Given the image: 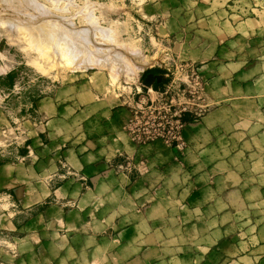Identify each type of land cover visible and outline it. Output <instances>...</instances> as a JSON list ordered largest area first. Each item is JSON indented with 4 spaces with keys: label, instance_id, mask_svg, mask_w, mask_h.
Segmentation results:
<instances>
[{
    "label": "crops",
    "instance_id": "0c3cea01",
    "mask_svg": "<svg viewBox=\"0 0 264 264\" xmlns=\"http://www.w3.org/2000/svg\"><path fill=\"white\" fill-rule=\"evenodd\" d=\"M163 1L152 3L162 5ZM228 1L203 0L211 15L193 18L194 23L203 24L200 30L210 38L208 49L189 54L192 60L204 62L201 75L209 104L185 131L190 139L183 150L190 157L186 165L199 171L193 188L181 197L178 186L172 195L175 205L168 207L158 178L130 166L136 145L123 129L126 109L109 110L106 117L88 116L86 126L92 124V130L84 127L81 133L71 132V123L87 107L81 108L84 101L75 87L60 86L37 101L35 119L43 123L44 137L38 132L31 136L27 157L34 158L0 164V198L9 201V208L0 213L2 226L7 228L2 241L13 248L10 260L1 264H264L261 215L247 240H232L230 247L235 251L226 256L222 252L215 262L209 251L218 242L214 247L222 250L226 243L227 219L220 221V234L214 239L208 235L209 227L203 229V243L197 245L200 251L193 246L194 236L181 244L178 234L171 240L165 234L168 216L175 218L173 227L178 233L200 216L221 218L228 209L235 215L229 207L231 197L264 199V143H243L248 137L247 119L256 126V137L261 136L259 130L264 132V52L253 45L255 35L264 28L255 19L245 21L237 0H230L233 5ZM170 21L165 20V25L172 30ZM153 68L154 74H166L161 66ZM81 92L92 98L94 106L98 104L97 109L105 105L104 98L96 101L85 89ZM245 104L257 107L255 116L245 114ZM84 120L79 119L81 126ZM212 152L219 155L206 160V153ZM238 152L243 153L242 169L259 170L253 175L236 174L225 153ZM210 165L221 168L205 171ZM210 192L221 208L209 211L195 204L198 200L204 204ZM252 192L256 195H249ZM186 216L191 217L181 221Z\"/></svg>",
    "mask_w": 264,
    "mask_h": 264
},
{
    "label": "rangeland",
    "instance_id": "374dc122",
    "mask_svg": "<svg viewBox=\"0 0 264 264\" xmlns=\"http://www.w3.org/2000/svg\"><path fill=\"white\" fill-rule=\"evenodd\" d=\"M152 2L153 0H0V164L22 157L34 158L32 155L27 157L31 136L38 132L44 137L42 130L44 125L35 119L37 101L41 96L51 93L60 86L70 85L75 87L80 96L79 100L84 101L81 108H87L81 112L77 122L71 123L69 131L81 133L84 127L90 131L93 125L86 126L88 116L100 113L106 117L109 110L122 107L126 109L123 129L136 145L130 164L132 169L137 172L141 170L148 177L158 178L163 184V191L167 194L164 202L170 208L175 205L176 200L172 195L178 186L181 197L193 188L194 179L199 176V171L186 165L185 159L188 161L190 157H187L183 150L190 139L185 131L191 128L190 122L198 120L203 115L209 104L206 100V80L201 75L204 62L192 60L189 54L208 49L210 38L200 30L204 28L203 24L197 23L196 20L195 24L193 18L211 15V12L203 0H199V3H193L192 0H164L162 5ZM228 3L233 5L230 0ZM237 3L243 7L239 14L244 16L245 21L247 18L255 19L254 23L264 28V0H237ZM215 12L217 14V11ZM168 19H171L172 30L165 25V20ZM45 27L56 28L55 37L59 39L56 45L54 41L50 43L52 40L43 37L42 31ZM70 30L79 34L80 31L86 33L85 39L81 38L82 46L84 45L81 51L85 56L79 49L77 57L84 56L82 60L77 58L79 65L76 59V63L75 60L70 62L71 66L72 64L81 66L80 69L75 65L72 66L73 69L65 67L63 64L68 59H64L62 55L64 52L61 54L58 52L68 48L69 41L67 39L65 41L67 34L64 33H69ZM105 35L108 36L107 39ZM255 37L253 45L260 48L259 51L263 53L264 31L261 30ZM60 44L66 46L62 45L59 50ZM98 44L101 48H98L100 47ZM102 45L105 46V50ZM56 54L58 57L62 56L59 58L61 60H57ZM92 56L94 61L91 60ZM115 58L117 63L114 62ZM105 60L113 62L105 64L108 63ZM59 61L63 62L60 64ZM86 65L87 68L83 69ZM158 66L163 67L166 74L155 79L156 84L153 86L144 81L145 76L142 74L147 68ZM83 89L96 101L104 98L105 105L97 109L98 104L94 106L92 98L81 92ZM256 109L255 105H244V112L249 118L255 116ZM79 119H85L82 121L84 125L81 126ZM253 124L249 119L245 122L248 137L243 138V143L246 146L264 143V132L259 130L261 136L256 137V126ZM225 154L230 156L231 164L235 165L233 171L236 174L242 171L244 174L253 175L259 170L255 167L242 169V161L239 160L243 155L241 152ZM216 155L219 154L206 153V160H215ZM191 159H194L193 156ZM220 168V165H210L205 171L214 172ZM249 195L256 194L252 192ZM207 197L204 204L202 200L195 204L206 206L209 211L221 208L213 193H208ZM230 199L232 203L229 207H232L235 215L228 209L227 216L221 218L213 216L204 220V217L200 216L196 222L193 220L188 223L189 225L178 233L173 227L175 218L173 220V217L168 216L164 221L167 228L165 234L169 240L178 234L181 244L186 242L187 236L190 240L191 236H194L193 246L200 251L201 248L197 245L199 241L203 243L204 230L209 227L211 233L208 235H212L214 239L220 234L218 229L220 221L227 219L228 239L222 250L214 247L218 246L219 242L214 245L209 251V256L212 257V262H215L222 252H225V256L233 253L235 248L230 247L232 240L246 241V236L253 233L251 227L255 219L259 215L261 217L258 219L264 216V199L236 200L233 197ZM8 202L0 198V213L9 208ZM190 217H181V221ZM2 219L1 217L0 261L6 262L10 260L13 248L6 246V242L2 241L4 234H7V228L2 226L4 222ZM166 251L171 253L170 248Z\"/></svg>",
    "mask_w": 264,
    "mask_h": 264
},
{
    "label": "bare ground",
    "instance_id": "6f19581e",
    "mask_svg": "<svg viewBox=\"0 0 264 264\" xmlns=\"http://www.w3.org/2000/svg\"><path fill=\"white\" fill-rule=\"evenodd\" d=\"M2 1H4V0H2ZM28 3V2H27ZM30 7V6H29ZM34 9V8H33ZM26 15V14H25ZM29 17V16H28ZM33 18V17H32ZM35 19V18H34ZM46 19V18H45ZM26 20V19H25ZM29 21V20H28ZM45 21V20H44ZM55 21H57V20H55ZM64 21V20H63ZM52 22V21H51ZM62 23V22H61ZM69 23V22H68ZM49 24V23H48ZM66 24V23H65ZM14 25V24H13ZM41 26V25H40ZM91 26V25H90ZM25 27V26H24ZM57 28H58V26H56ZM59 27H60V25H59ZM94 27V26H93ZM93 27H92V29H93ZM96 27H99V26H96ZM27 27H25V29H26ZM40 28V27H39ZM91 28V27H90ZM35 29V28H34ZM63 28H61V31L63 32V30H62ZM86 29V28H85ZM92 29H91V31H92ZM97 29V28H96ZM100 29V28H99ZM98 29V30H99ZM73 30V29H72ZM77 30V29H76ZM87 30V29H86ZM89 30V29H88ZM95 30V29H94ZM98 30H96V31H98ZM103 30V29H102ZM104 30H105V28H104ZM107 30H109V29H107ZM37 31V30H36ZM58 31H60V30H58ZM67 31V30H66ZM66 31H64V32H66ZM110 31V30H109ZM61 32V33H62ZM81 33L79 34V33H77V32H72L71 30H70V32L69 33H64V34H67V35H65V41H66V39L69 41V44H68V48L64 51H58V52H60L59 54H61L62 52H64L62 55H63V57H64V59L65 58H67L68 60H67V62L65 63V64H63L65 67H70V68H72L73 69V67L72 66H74L75 65V67L76 68H79L80 69V67H77L79 64V60H77V56L79 55V53H80V51L81 50H83V49H81V47H83L82 46V43H83V40L81 39V38H84L85 39V36H86V33L84 32V31H80ZM94 32V31H93ZM40 33V32H39ZM55 34H56V28L55 27H45L44 29H43V31H42V35H43V37H45V38H47L48 40H52V41H50V43H52L53 41H54V45H56L57 43H58V40L59 39H57V36L55 37ZM58 34V33H57ZM102 34V33H101ZM108 34V33H107ZM41 35V34H40ZM41 35V36H42ZM61 35V34H60ZM78 35V36H77ZM93 35H94V33H93ZM61 36H64V35H61ZM60 36V37H61ZM89 36V35H88ZM91 36V35H90ZM104 36V35H103ZM106 36V35H105ZM107 37L108 36H106L105 38L107 39ZM62 38V37H61ZM56 39H57V41H56ZM110 39V38H109ZM44 40H46V39H44ZM62 40V39H61ZM80 40H82V42L80 41ZM62 41H64V40H62ZM95 41V40H94ZM85 42V41H84ZM42 43V42H41ZM46 43V42H45ZM48 43V42H47ZM60 43H62V42H60ZM66 43V42H65ZM95 44H97V43H95ZM63 44H60V47L58 48L59 50H60V48H61V46H62ZM99 45V44H98ZM44 46V45H43ZM58 46V45H57ZM64 46V45H63ZM62 46V47H63ZM65 46H66V44H65ZM64 46V47H65ZM86 46V45H85ZM100 46V45H99ZM102 46H104V45H102ZM55 47V46H54ZM97 47V46H96ZM107 47V46H106ZM57 47H55V49H56ZM89 48H90V46H89ZM92 48H93V46H92ZM98 48H101V46L100 47H98ZM102 48H104V50L106 49L105 48V46L104 47H102ZM109 48V47H108ZM53 49V48H52ZM64 49V48H63ZM79 49H80V51H79ZM88 49V48H87ZM96 49V48H95ZM46 50H48V49H46ZM62 50V49H61ZM85 50V49H84ZM99 50V49H98ZM98 50H97V52H98ZM103 50V49H102ZM50 51H51V49H50ZM53 51V50H52ZM91 51V50H90ZM93 51V50H92ZM91 51V52H92ZM99 51H101V50H99ZM110 51V50H109ZM58 52H56V53H58ZM82 53H83V51H81ZM85 52V51H84ZM104 51H102V53H103ZM111 52V51H110ZM44 53V52H43ZM95 54H96V52H94ZM102 53H100L101 55H102ZM50 55H51V53H49ZM89 54V53H88ZM99 54V53H98ZM106 54V53H105ZM57 55V57H58V54H56ZM83 55L85 56V53H83ZM91 55H93V54H91ZM66 56V57H65ZM84 56H80V58H78V59H81L82 60V57H84ZM95 56H99V55H95ZM103 56H104V54H103ZM108 56V55H107ZM110 56V55H109ZM60 57H62L61 55H59V57H58V59L57 60H61V59H59ZM89 57V56H88ZM117 57V56H116ZM50 58H52V57H50ZM92 58H93V56L91 57V60H92ZM118 58V57H117ZM53 59V58H52ZM70 59V60H69ZM77 60V66H76V64H72V66L70 65V62H71V60L72 61H74V60ZM85 59V58H84ZM95 59V58H94ZM98 59H100V58H98ZM116 59V58H115ZM121 60V58L119 57L118 58V60ZM54 60V59H53ZM66 60V59H65ZM76 60H75V63H76ZM90 60V59H89ZM103 60V59H102ZM102 60H100V61H102ZM108 60V59H107ZM107 60H105V62L107 61ZM113 60H114V56H113ZM64 61V60H63ZM62 61V62H63ZM84 61V60H83ZM92 61H94V60H92ZM98 61V60H97ZM110 61H112V60H109V62ZM57 62V61H56ZM61 62V63H62ZM69 62V64H67ZM103 62V61H102ZM102 62H100L101 64H102ZM108 62V61H107ZM109 62L108 63H105V64H109ZM113 62V61H112ZM115 63H117L118 61H117V59H116V61H114ZM59 63H60V61H59ZM60 63V64H61ZM72 63V62H71ZM74 63V62H73ZM89 63V62H88ZM90 63H91V61H90ZM97 63H99V62H95V64H97ZM120 63V62H119ZM80 64H82V63H80ZM86 64V63H85ZM94 64V65H95ZM104 64V65H105ZM62 65V66H63ZM67 65H70V66H67ZM90 64H88V66H89ZM92 66H93V64H91ZM98 65H100V64H98ZM138 65V64H137ZM144 65H146V64H144ZM83 66V65H82ZM85 66V65H84ZM145 67V66H144ZM75 68V70H78V69H76ZM82 68V67H81ZM85 68H87V65H86V67H83V69H85ZM137 68V67H136ZM139 68V67H138ZM140 68H142L141 66H140ZM139 68V69H140ZM82 69V70H83ZM141 70V69H140Z\"/></svg>",
    "mask_w": 264,
    "mask_h": 264
},
{
    "label": "water",
    "instance_id": "95a60500",
    "mask_svg": "<svg viewBox=\"0 0 264 264\" xmlns=\"http://www.w3.org/2000/svg\"><path fill=\"white\" fill-rule=\"evenodd\" d=\"M160 76L157 75V74H154L152 72H149L145 75L144 77V81L147 82L148 84H152V82L155 80V79H158Z\"/></svg>",
    "mask_w": 264,
    "mask_h": 264
},
{
    "label": "trees",
    "instance_id": "16d2710c",
    "mask_svg": "<svg viewBox=\"0 0 264 264\" xmlns=\"http://www.w3.org/2000/svg\"><path fill=\"white\" fill-rule=\"evenodd\" d=\"M149 72L154 73V72H155V69H154V68H147L146 70H144L142 76H145V75H146L147 73H149ZM155 84H156V82L153 81L152 85L155 86Z\"/></svg>",
    "mask_w": 264,
    "mask_h": 264
}]
</instances>
